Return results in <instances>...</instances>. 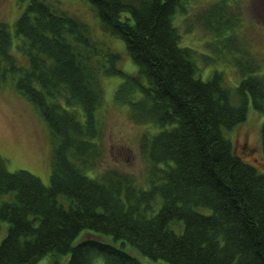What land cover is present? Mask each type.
Masks as SVG:
<instances>
[{"label": "trees", "instance_id": "trees-1", "mask_svg": "<svg viewBox=\"0 0 264 264\" xmlns=\"http://www.w3.org/2000/svg\"><path fill=\"white\" fill-rule=\"evenodd\" d=\"M188 1L89 0L102 30L124 40L133 75L118 66L119 53L89 43L84 24L57 1L29 0L17 17L25 65L0 22V86L11 82L33 103L53 140L48 186L27 170L8 171L0 157V218L8 222L0 264H34L53 250L68 255L65 264H91L96 255L105 264H151L125 244L171 264H264V167L243 161L224 135L245 119L249 101L264 112L258 57L237 42L240 0H216L195 15L212 36L211 54L200 55L209 62L225 58L220 47L237 51L240 80L229 87L216 71L195 77V52L179 45L171 21L177 10L188 13ZM104 75L122 76L114 100L128 106L134 124L160 127L139 134L140 176L99 169ZM260 150L264 159V121ZM83 230L94 233L74 243Z\"/></svg>", "mask_w": 264, "mask_h": 264}, {"label": "rangeland", "instance_id": "rangeland-1", "mask_svg": "<svg viewBox=\"0 0 264 264\" xmlns=\"http://www.w3.org/2000/svg\"><path fill=\"white\" fill-rule=\"evenodd\" d=\"M29 0H0V22L6 23L12 35L11 53L20 62L26 64V58L17 47V42L21 41V36L15 34V21L28 4ZM47 2H58L59 7L66 9L70 14L82 22L89 43L97 48H110L119 53L120 60L118 66L124 74L133 75L137 73V65L127 53L125 42L120 37L111 36L101 28V23L96 11L89 0H45ZM216 0H189L186 3L188 13L177 10L172 18V24L180 34L179 45L188 46L194 50L193 60L196 65L195 77L202 80L207 79L213 72H219L223 77V83L229 87H234L239 83L240 74L234 64L233 57H237L238 52L227 47H220L225 54V58L214 57L211 61L205 62L200 54H211L206 42L212 36L203 29V26L196 22L195 15ZM240 14L237 16L235 31L237 42L247 52L249 56L257 58L259 62L258 73L264 78V0H240ZM239 6V4H237ZM233 12V10L231 9ZM94 14V16L91 14ZM197 16V15H196ZM189 21H193L189 27ZM246 54V53H245ZM243 54V55H245ZM123 78L120 75H108L102 78L103 89V117L101 126L103 127L104 156L99 169L106 166H114L121 170L129 171L139 176L145 168L139 147V134L142 129L148 133H156L160 127L154 125L134 124L128 115V106L120 105L114 100V92ZM98 118L102 115L101 108L96 111ZM80 119L82 116L80 114ZM264 112L255 110L252 102L247 105V113L241 123L232 129L224 130V135L228 137L236 152L243 161L255 164L261 171L264 167V159L260 150V128L264 121ZM51 134L45 120L33 103L27 101L14 87L11 82H6L0 86V157L4 160L8 171L24 169L40 178L41 182L48 186L50 184L52 144ZM147 161V159H146ZM89 176H94L90 170L84 171ZM136 177V176H135ZM140 177H136L138 181ZM59 203L68 205V199L60 194ZM203 211L206 209L201 208ZM208 211V210H207ZM8 222L0 218V242L5 236ZM176 231L174 224L170 225ZM90 233V230H83L79 233L74 243L81 240ZM102 239L120 245L119 240H113L110 234L99 233ZM125 249L138 257L141 261L151 264H171L166 260H152L129 244H125ZM68 255L55 250L50 251L40 257L34 264H65ZM91 264H105L101 255H96Z\"/></svg>", "mask_w": 264, "mask_h": 264}]
</instances>
